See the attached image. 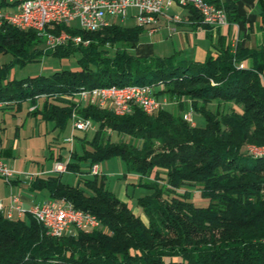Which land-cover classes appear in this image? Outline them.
Listing matches in <instances>:
<instances>
[{
    "label": "trees",
    "instance_id": "16d2710c",
    "mask_svg": "<svg viewBox=\"0 0 264 264\" xmlns=\"http://www.w3.org/2000/svg\"><path fill=\"white\" fill-rule=\"evenodd\" d=\"M206 1L223 7L230 23L238 20L235 0ZM259 4L264 31V0ZM186 8L201 21L196 9ZM47 29L89 42L48 47L39 34ZM143 30L117 21L94 32L66 24L0 29V54L11 55L0 64V109H20L27 101L28 114L63 129L77 108L97 124L91 137H78L81 151L71 149L65 162L66 171L80 174L77 184L65 183L60 172L38 174L31 188L66 198L100 220L91 232L50 236L30 214L9 219L0 213V264H264V157L246 151L264 145V44L233 46L221 36L202 62L139 57L133 48ZM75 54L77 69L9 78L15 64ZM130 84L154 87L175 109L147 114L135 106L117 115L74 100L82 90ZM189 111L204 124L185 119ZM112 156L148 179L141 184L151 192L138 198L145 217L108 188L105 175L91 173L93 164ZM194 191L207 204L194 202Z\"/></svg>",
    "mask_w": 264,
    "mask_h": 264
},
{
    "label": "built area",
    "instance_id": "2783aa9c",
    "mask_svg": "<svg viewBox=\"0 0 264 264\" xmlns=\"http://www.w3.org/2000/svg\"><path fill=\"white\" fill-rule=\"evenodd\" d=\"M14 1V0H10ZM174 0H21L14 11H5L0 6V29L5 24H11L21 29H36L45 24L76 25L83 30L94 32L102 27L111 25L116 19L125 20L131 9L135 10L136 22L139 26L149 31L157 30L160 15L165 14ZM183 7L192 6L201 15V21L210 27L218 28L230 24L227 12L223 7L206 0H178ZM176 22L182 21L180 15H173ZM175 30V28H172ZM48 47H56L67 41L75 43L83 41L81 35L74 38L48 35L45 38ZM237 39L233 41V46ZM244 63L239 67L243 68ZM74 100L78 106L94 105L101 109H111L117 115H126L138 106L147 114H153L162 108L167 98L161 99L155 94V89L149 88L144 91H132L113 88L111 91L84 92L74 94ZM3 104H0V108ZM185 119L196 124L192 112L184 114ZM74 130L87 131L96 127V122L84 118L76 108L72 113ZM74 138H64L65 143L73 142ZM1 148V136H0ZM246 151L253 155L264 154V148L247 147ZM56 171H66V164L56 161ZM92 174L100 173V164L95 163L90 168ZM39 172L24 173L14 170L0 153V179L12 185L14 181L23 176L33 180ZM0 213L6 217L22 218L30 214L39 222L44 230L51 233H63L75 235L79 231H92L100 227V220L96 214L76 207L66 198H53L38 200L26 208L19 197H12L9 203L0 200Z\"/></svg>",
    "mask_w": 264,
    "mask_h": 264
},
{
    "label": "rangeland",
    "instance_id": "374dc122",
    "mask_svg": "<svg viewBox=\"0 0 264 264\" xmlns=\"http://www.w3.org/2000/svg\"><path fill=\"white\" fill-rule=\"evenodd\" d=\"M115 20L121 24H129L128 22L126 23V19L122 21L119 18H115ZM54 27L55 26H53V28ZM65 31L71 38L74 36L69 31ZM50 33L53 36H60L61 31L47 29L44 33L39 34L46 38ZM78 57L79 54L69 57L44 55L40 60L25 65L15 64L11 66L9 78L20 79L39 74L49 75L57 70L77 69L79 68ZM10 59V54H0V64L9 62ZM164 98L165 97H162L161 99ZM28 105V102L25 101L20 109H0V136L5 145L13 148V155L10 158H6V160L14 170L32 173L42 170V167H51L55 164L53 159L50 158L51 152H54L56 155L60 152L61 148H63L64 138L73 137L75 141L72 146H75L78 151H81L78 137L83 135L91 137L94 134V129L91 128L87 131L74 130L72 118L63 129L55 128L53 121H45L39 117L36 118L28 114ZM164 106L173 109L176 104H173L171 100L167 99ZM126 140H128V138H126ZM66 147L71 149V143L67 144ZM100 174L106 176V185L108 188L119 196L120 199L127 201L135 212L145 217L138 206V198L151 192L150 189L141 184V182L144 183L148 181L147 178L141 179L140 176L135 173H129L126 163L120 156H112L100 162ZM62 180L65 183L77 184L79 176L73 171H66L62 175ZM11 194L13 196L23 194L32 196L33 198L38 197L37 200H42L48 196L46 190H32L29 188V185L25 183L12 190L9 186L2 188L0 191V200H7ZM192 199L197 204H207V199L203 198L198 191H194Z\"/></svg>",
    "mask_w": 264,
    "mask_h": 264
},
{
    "label": "crops",
    "instance_id": "0c3cea01",
    "mask_svg": "<svg viewBox=\"0 0 264 264\" xmlns=\"http://www.w3.org/2000/svg\"><path fill=\"white\" fill-rule=\"evenodd\" d=\"M20 1L21 0H0V6L5 11H14L18 8ZM235 2L236 10L234 13L239 16L238 20L231 22L227 26L213 28L204 25L200 19L190 14L188 8L183 7L174 1L170 9L165 14L160 15L157 23V30L149 31L148 29H144L140 34V39L133 50L139 57L153 55L166 57L173 55L177 58V60H192L202 62L206 59L209 53L216 52L215 45L218 43V39L221 36H225V38H227V40L232 43L235 39H237V41H240L242 45L249 47H256L257 45L264 44V31L259 29V24L261 22V8L259 0H235ZM176 14L181 16L182 21L176 22L172 18V16ZM125 21L126 23H129L128 25L124 24L126 26L137 25L134 9L130 10L129 16ZM173 27L175 30L172 29ZM11 109L15 110L16 108ZM17 109L19 108L17 107ZM192 117L196 124H204V117L201 114L193 112ZM95 128H93L94 131ZM74 141L75 139L73 142ZM73 142H71V149L76 148L75 146H72ZM78 143L80 145V141H78ZM67 144L69 143H63V148H61L57 155L54 152H51L50 158L53 159L54 163L57 161V157H61L64 163L71 159V149L66 147ZM0 153L5 160L6 158H10L13 155V148L11 146L5 145L2 138ZM54 165L55 164H53L51 167H42V170L35 172H39L43 177L47 176L48 174L60 173L59 171L55 170ZM64 172H62V175ZM78 176L80 178V174H78ZM30 182L31 180L27 176L19 178L12 185L7 184L2 179H0V191L5 186H9L12 190L25 183L29 185L30 189H32ZM47 193L48 196L44 199L50 197L48 191ZM12 197L13 195L11 194L7 200H1L5 203H9ZM14 197H19L22 204L26 208L30 207L33 202L38 201V197L33 198L32 196L23 194Z\"/></svg>",
    "mask_w": 264,
    "mask_h": 264
},
{
    "label": "bare ground",
    "instance_id": "6f19581e",
    "mask_svg": "<svg viewBox=\"0 0 264 264\" xmlns=\"http://www.w3.org/2000/svg\"><path fill=\"white\" fill-rule=\"evenodd\" d=\"M50 25H53V24H45V25H42V26H38L35 30H38V31H42L44 30L47 26H50ZM62 36L64 38H71L70 35H68L66 32H62L61 33ZM60 34V35H61ZM50 35V34H49ZM53 36V35H51ZM117 88V89H122V90H132V91H144L146 89H149L151 87L149 86H143V85H136V84H130V85H126V86H117V85H112V86H107V87H100V88H95V89H91V90H82L80 92H78L77 94H82L84 92H95V91H111L113 88ZM250 147H258V148H264V145L262 146H257V145H251ZM251 154V153H250ZM253 155V154H252ZM254 156H261V157H264V154H256ZM10 218V217H8ZM12 219V218H11ZM46 233L48 235H51V236H62L64 235L63 233H51L49 234V231L48 230H45Z\"/></svg>",
    "mask_w": 264,
    "mask_h": 264
}]
</instances>
